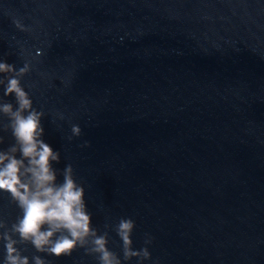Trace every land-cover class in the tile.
<instances>
[{
    "label": "water",
    "instance_id": "obj_1",
    "mask_svg": "<svg viewBox=\"0 0 264 264\" xmlns=\"http://www.w3.org/2000/svg\"><path fill=\"white\" fill-rule=\"evenodd\" d=\"M0 62L29 66L20 83L60 154L57 183L71 165L122 264H137L122 218L142 264H264V0H0ZM21 215L0 191V233ZM17 247L29 264H99Z\"/></svg>",
    "mask_w": 264,
    "mask_h": 264
},
{
    "label": "clouds",
    "instance_id": "obj_2",
    "mask_svg": "<svg viewBox=\"0 0 264 264\" xmlns=\"http://www.w3.org/2000/svg\"><path fill=\"white\" fill-rule=\"evenodd\" d=\"M28 71L27 64L17 71L13 65L0 62L3 96H13L16 102L15 108L10 102L0 103V115L8 118L3 128L10 129L15 140L7 151H0V191L10 194L22 213L11 225L10 232L0 233L5 250L3 264H29V258L22 255L18 244H31L36 252L55 257L84 248L87 254L98 257L99 264H122L117 253L107 247V233L98 235L91 227L84 189L73 179L71 165L65 167L63 181L57 183L53 163L59 162L60 154L41 138L43 113L32 107V100L20 83V78ZM9 73L14 75H8L5 82ZM71 132L79 136V126L73 125ZM134 226L132 219L122 218L115 231L122 241L123 260L135 257L137 264H142L150 259V253L147 247L132 249ZM4 227L0 222V229ZM144 243L150 244L151 237L146 235ZM32 264H45V261L34 256Z\"/></svg>",
    "mask_w": 264,
    "mask_h": 264
}]
</instances>
